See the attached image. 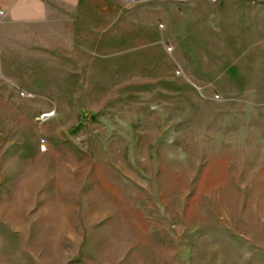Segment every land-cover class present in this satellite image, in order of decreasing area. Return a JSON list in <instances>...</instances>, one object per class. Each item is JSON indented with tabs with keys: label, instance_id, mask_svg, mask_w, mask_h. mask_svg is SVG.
<instances>
[{
	"label": "rangeland",
	"instance_id": "obj_1",
	"mask_svg": "<svg viewBox=\"0 0 264 264\" xmlns=\"http://www.w3.org/2000/svg\"><path fill=\"white\" fill-rule=\"evenodd\" d=\"M84 1L1 25L0 264H264V0Z\"/></svg>",
	"mask_w": 264,
	"mask_h": 264
},
{
	"label": "crops",
	"instance_id": "obj_2",
	"mask_svg": "<svg viewBox=\"0 0 264 264\" xmlns=\"http://www.w3.org/2000/svg\"><path fill=\"white\" fill-rule=\"evenodd\" d=\"M84 4V0H0V33L1 25L6 21L39 25L48 30L64 29V16L79 14ZM55 23L60 26H54ZM2 45L0 41V55H5L7 50Z\"/></svg>",
	"mask_w": 264,
	"mask_h": 264
},
{
	"label": "built area",
	"instance_id": "obj_3",
	"mask_svg": "<svg viewBox=\"0 0 264 264\" xmlns=\"http://www.w3.org/2000/svg\"><path fill=\"white\" fill-rule=\"evenodd\" d=\"M213 2H215L216 0H212Z\"/></svg>",
	"mask_w": 264,
	"mask_h": 264
},
{
	"label": "bare ground",
	"instance_id": "obj_4",
	"mask_svg": "<svg viewBox=\"0 0 264 264\" xmlns=\"http://www.w3.org/2000/svg\"><path fill=\"white\" fill-rule=\"evenodd\" d=\"M47 116V115H46Z\"/></svg>",
	"mask_w": 264,
	"mask_h": 264
}]
</instances>
